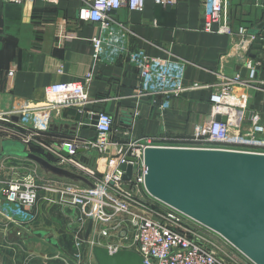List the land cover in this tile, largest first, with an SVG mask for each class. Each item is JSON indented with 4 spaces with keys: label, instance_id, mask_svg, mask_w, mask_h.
Listing matches in <instances>:
<instances>
[{
    "label": "crops",
    "instance_id": "obj_1",
    "mask_svg": "<svg viewBox=\"0 0 264 264\" xmlns=\"http://www.w3.org/2000/svg\"><path fill=\"white\" fill-rule=\"evenodd\" d=\"M85 1L25 0L15 3L0 0V110L19 112L35 106L42 101L43 88L49 83L82 81L91 73L87 84L90 102L84 106L83 114L76 107L53 111L43 130L26 116V122H23L22 114H19L13 116L12 123L0 124L2 130L30 135L32 141L29 144L40 149L53 164L58 159L50 148L76 137L95 139L92 124H82L87 112L110 114L113 119L111 138L119 142L129 137H189L195 124L210 118V96L213 84L218 81L219 70L229 76L237 74L246 83L237 86L235 91L237 95H248L246 124L251 113H258L264 123V37L261 36L264 0L230 2L226 15L233 35L217 32V24L212 32L202 30L201 0H178L173 6L145 0L141 10L122 7L111 13L112 19L126 31L130 49L143 50L149 56L180 59L186 64L184 84H200L199 88H189L171 98L169 106L163 109L160 108L163 97L136 95L137 71L118 54L119 42L106 44L101 54L94 56L92 40L99 34L98 27L77 16L78 8ZM259 24L263 26L256 30L254 40L263 38L261 48H253L254 40L246 49L236 45L241 38L237 35L238 28H245L253 37L250 31ZM252 52L254 57L250 56ZM250 66L252 72L248 73ZM2 139L0 137V141ZM58 150L65 155V149ZM77 157L98 172L104 168V158L95 150L85 149L77 153ZM18 160L31 165L28 160ZM0 199V205H3V197ZM9 207L16 208L13 204ZM70 210L38 200L30 211L31 226L51 229L47 222L55 218L67 225V231L57 238L64 248H56L58 257H54L56 250L48 255L32 253L15 234H8L9 227L0 229V264H74L71 259L76 250L74 238L75 235L83 238V228H71L77 212L75 210L72 215ZM98 226L103 227L94 222L95 230L92 228L90 234L93 244L107 247L115 244L123 234L122 230H112L111 237L104 239L97 234ZM81 247L84 260L95 264L86 244ZM243 259L244 264H253Z\"/></svg>",
    "mask_w": 264,
    "mask_h": 264
},
{
    "label": "built area",
    "instance_id": "obj_2",
    "mask_svg": "<svg viewBox=\"0 0 264 264\" xmlns=\"http://www.w3.org/2000/svg\"><path fill=\"white\" fill-rule=\"evenodd\" d=\"M7 1L20 3L25 0ZM177 1L153 0L161 6H173ZM231 1L201 0L203 31L212 32L213 26L217 24V32L233 35L226 15ZM144 2L145 0H86L78 8L77 16L80 20L92 22L98 27L99 34L92 40L94 56H99L106 44L119 42L118 54L137 71L136 95L163 97L164 102L160 105L163 109L169 106L171 98L180 96L189 88H199L200 84L193 83L190 86L184 84L186 67L184 61L149 56L143 50L129 48L126 31L112 19L111 13L122 7L128 10H141ZM237 35L241 38L236 45L243 49L254 40V36L247 34L243 27L238 28ZM217 75L218 81L213 84L214 89L210 96V118L195 124L189 137H129L126 141L119 142L111 138L113 119L110 114L104 111L87 112L88 115H97L94 125L95 139L84 140L76 137L73 140L62 141L49 150L57 156L56 165L85 176L92 182L94 188L82 183L80 186L74 182L42 178L36 164L20 163L18 167H12L6 177H0V197H3L5 202L0 205V229L6 230L11 225L21 228L31 225L33 217L30 211H33L38 200H43L76 210L77 223H83L88 217H92L94 222L103 225L98 226L96 231L104 239L111 237L112 230H122L123 234L116 243L107 247L110 250L122 248L136 250L147 264H244L243 258H247L240 252V255L233 256L232 262L229 263L206 249L196 238L188 234L196 229L195 226H203L152 198L144 184L146 167L143 156L144 149L149 146L222 149L264 154V123L258 113H251L246 124L248 95L245 93L237 95L235 92L237 86L246 83L240 80L237 74L229 76L219 70ZM90 80L91 73H88L82 81L49 83L43 88L41 102L19 112L0 110V121L12 123L14 115L22 114L23 122H26V116L32 120L34 126L43 130L46 128L49 114L53 111L76 107L77 111L83 114L84 106L90 102L87 93V84ZM216 115L224 116L225 121H216ZM17 134L16 139L22 137L18 140L27 146L32 141L30 135ZM59 148L65 149L67 155H62ZM79 148L95 150L104 158V168L98 172L95 168L87 166L77 157ZM122 163L134 167L129 180L123 179L125 171L120 169ZM151 200L161 205L159 218L149 217L137 208V205L150 206ZM10 204L16 208L13 210L9 207ZM91 243L93 244V241ZM84 244L83 238L75 235L76 250L71 256L74 264H88L80 250ZM58 256L54 254V257Z\"/></svg>",
    "mask_w": 264,
    "mask_h": 264
},
{
    "label": "water",
    "instance_id": "obj_3",
    "mask_svg": "<svg viewBox=\"0 0 264 264\" xmlns=\"http://www.w3.org/2000/svg\"><path fill=\"white\" fill-rule=\"evenodd\" d=\"M262 26L259 24L250 33L256 36V30ZM261 36L264 37V30ZM262 41L263 38H256L253 48H261ZM253 53L251 57L255 56ZM250 71L251 68L248 73ZM96 119L97 115L86 114L83 122L95 128ZM215 120L225 121V117L216 115ZM83 151V148H79L77 153ZM64 154L67 155L66 152ZM7 157L28 160L46 173L94 188L85 176L31 152L21 140L3 138L0 141V161ZM143 157L146 167L144 184L152 198L221 236L253 264H264L263 153L149 146L144 149ZM133 168L130 164H120V169L125 171L124 180L130 179ZM70 211L75 215L74 211ZM93 224V218L88 217L83 223L75 222L71 228H83V240L95 264H147L136 250H110L106 246L92 244L90 234ZM8 234H15L20 240L30 235L44 238L62 250L60 242L47 227L26 225L21 228L13 225Z\"/></svg>",
    "mask_w": 264,
    "mask_h": 264
},
{
    "label": "rangeland",
    "instance_id": "obj_4",
    "mask_svg": "<svg viewBox=\"0 0 264 264\" xmlns=\"http://www.w3.org/2000/svg\"><path fill=\"white\" fill-rule=\"evenodd\" d=\"M2 123L6 124V122L0 121V124ZM16 135L18 134H16L13 131L8 132L7 130H2V127L0 126V137L1 138L16 139ZM28 147L31 148L32 146L28 143ZM20 163L21 161H19L18 159H14L13 157L2 159L0 161V177H3V176L6 177L8 172H10L11 168L18 167L19 165H21ZM38 168L41 174L40 176H42V178H48V179H54V180L58 179V181L74 182L82 186L81 183H78V182L63 178V177H58L50 173H46L39 166ZM41 181L43 180L41 179ZM150 202H151L150 206L137 205V208L140 209V211H142L143 213H145V215L149 217L159 218V215H160L159 209L161 208V205L157 203L155 200H151ZM58 221H59V218H55V219H49L47 222L49 227H51V230H52L51 233L56 238L62 236L68 229L65 222L61 223ZM195 227L196 229L194 231L188 232V234L191 237L196 238L206 249L214 252L217 256L224 259L226 262L231 263L233 256L240 255L239 251H237L231 244H229L221 236L206 230L204 227H201V226L200 227L195 226ZM21 242L26 248L32 250L34 254L39 253L42 255L43 253V254L48 255V253H52L54 250H56V248L54 246L51 247V245L48 242H46L44 238H38L33 235H30L26 239H22ZM81 248L82 247H80V250ZM54 254L57 255V250L56 252L54 251ZM74 254L75 253H73V255Z\"/></svg>",
    "mask_w": 264,
    "mask_h": 264
},
{
    "label": "trees",
    "instance_id": "obj_5",
    "mask_svg": "<svg viewBox=\"0 0 264 264\" xmlns=\"http://www.w3.org/2000/svg\"><path fill=\"white\" fill-rule=\"evenodd\" d=\"M29 148V150L31 151V152H34V153H36V154H38V155H41V156H43L41 153H42V151L40 150V149H37V148H35V147H28ZM44 157V156H43ZM44 158H46V157H44ZM46 159H48V158H46ZM49 160V159H48ZM62 246V245H61ZM64 248L62 247V250H63ZM66 253V252H65Z\"/></svg>",
    "mask_w": 264,
    "mask_h": 264
}]
</instances>
